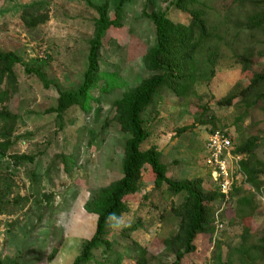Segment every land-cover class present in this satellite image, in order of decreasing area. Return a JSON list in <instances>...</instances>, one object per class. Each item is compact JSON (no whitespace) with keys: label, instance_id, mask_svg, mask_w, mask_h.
Wrapping results in <instances>:
<instances>
[{"label":"rangeland","instance_id":"rangeland-1","mask_svg":"<svg viewBox=\"0 0 264 264\" xmlns=\"http://www.w3.org/2000/svg\"><path fill=\"white\" fill-rule=\"evenodd\" d=\"M224 16L232 0H200ZM119 0H0V51L18 56L25 67L16 65L9 79L0 84V113L12 123V146L0 158V264H71L83 244L95 232L96 216L84 207L92 193L121 177L123 147L127 135L120 130L113 102L123 91L101 94L96 88L92 110L85 114L78 106L65 111L61 118L53 112L60 93L75 90L87 67L89 42L98 14L93 5L107 3L110 15ZM169 0H126L121 27L109 30L99 54L102 71H117L126 84L135 86L149 74L141 57L153 44L154 28L146 14L154 8H167ZM35 6L43 24L29 26L22 20L24 8ZM174 23L186 24L189 17L175 9L168 11ZM232 41L233 31H228ZM245 35L221 50L215 77L209 84L196 87L199 98L179 101L162 94L142 114L149 133L141 150L156 148L160 162L172 180H202L209 183L205 167V142L211 130L224 128L232 142L237 137L234 122L241 113L236 106L220 108L217 101L231 90L249 81L242 75L233 51L242 52ZM259 48H257V51ZM255 72L264 69V58L253 59ZM36 73L38 75H36ZM101 83H99L100 86ZM238 100L234 101L236 105ZM208 109L213 124L176 135L178 130L194 124L201 107ZM245 133L259 135L263 146L258 156L264 158V114L255 109L243 125ZM22 158V160H16ZM32 158V161L23 160ZM149 170L141 177L140 188L128 198L129 211L109 225V241L116 240L105 256L103 249L94 252L89 264H134L126 247L130 241L148 249L150 264H171L173 253L164 240L178 230V219L171 208L182 201L170 195L166 185L157 189ZM238 187L248 188L237 181ZM253 217L240 222L235 217L234 200L223 215L224 228L199 235L196 251L182 264H213L215 241L222 243L223 258L241 244L244 229H249V245L264 238V190L256 199ZM213 211L215 209L212 206ZM133 226V228H131ZM215 227V224L213 223ZM131 228V229H129ZM54 250L56 255L50 258ZM123 255L119 263V257ZM234 264H240L233 257ZM257 264H264V261Z\"/></svg>","mask_w":264,"mask_h":264},{"label":"trees","instance_id":"trees-1","mask_svg":"<svg viewBox=\"0 0 264 264\" xmlns=\"http://www.w3.org/2000/svg\"><path fill=\"white\" fill-rule=\"evenodd\" d=\"M125 1L119 0L112 15L109 14L111 10L107 3L93 5L98 19L93 25V36L89 42L87 67L82 82L77 89L60 93L53 110L60 118L74 106L89 114L92 110L91 103H100L99 99L92 96L93 90L98 88L101 94L123 91L122 98L113 102L120 130L128 136L123 147L121 177L107 187L93 192L86 203L85 211L96 216L95 232L92 238L83 244L80 254L71 264H89L94 252L103 249L101 254L105 256L110 251L112 244L116 242H110L108 238L110 222L119 220L129 211L128 198L139 190L141 177L149 170L154 176L153 184L157 189L166 185L170 195L182 198L179 205L171 208V213L179 221L178 230L163 242L165 248L173 253L171 264H182L189 255L195 253V241L199 235H213L214 211L211 204L219 203V194L211 180L205 184L202 180L167 178V168L160 162L157 149L141 150L143 143L150 136L144 129L141 114L158 95L168 94L179 101L199 98L196 87L199 84H209L215 77L221 50H232L231 45L241 43L240 37L245 35L246 46L242 52L232 53L241 67L242 75L249 83L242 88L235 86L225 98L217 101V106H236L237 110L241 111L234 122L237 137L232 145L233 154L241 156L239 167L248 188L234 187L231 197L232 201L234 200L235 217H239L240 222L253 217L258 208L257 196L264 190V158L258 156L263 139L257 134L245 133L242 125L253 110L259 109L264 114V69L262 72H255L253 69L254 57L258 55L264 58V0H232L228 12L224 16L217 14L216 20L213 19L215 10L200 0H169L164 10L152 8L146 18L154 28V40L141 57L144 70L149 76L135 86L126 84L117 71H102L99 63L106 33L121 27ZM170 9L186 14L189 17L188 23L171 21L168 17ZM22 20L29 26H36L45 23L47 16H40L35 6L31 5L24 8ZM229 30L233 31L230 42L227 39ZM16 65L24 66L27 73L32 71L18 56L0 51V84L9 79ZM235 100H238L236 105L233 104ZM200 110L194 118V124L181 128L176 135L194 129L195 125L213 124V127H216L212 122L213 117L207 115L208 109L202 106ZM14 120L0 113V141H6L8 147L13 143L10 138L13 127L12 123L8 126V121ZM215 130L225 131L224 128H215L211 132ZM6 148L0 145V158L6 156ZM23 160L32 161V158ZM249 239L250 231L244 229L241 244L233 248L225 258L222 243L216 240L213 264H234L235 255L240 264H257L264 261V238L253 245H249ZM56 253L57 250H54L50 258ZM126 253L134 264H150L148 249L137 242L130 241ZM122 257L123 255L119 257L117 263Z\"/></svg>","mask_w":264,"mask_h":264},{"label":"built area","instance_id":"built-area-1","mask_svg":"<svg viewBox=\"0 0 264 264\" xmlns=\"http://www.w3.org/2000/svg\"><path fill=\"white\" fill-rule=\"evenodd\" d=\"M205 167L210 180L216 186L219 203L211 204L214 209V224L216 230L224 228L221 215L231 204V193L237 186V181L245 185V176L241 173L239 162L241 156L233 154V145L227 131L215 130L210 132L205 142Z\"/></svg>","mask_w":264,"mask_h":264}]
</instances>
